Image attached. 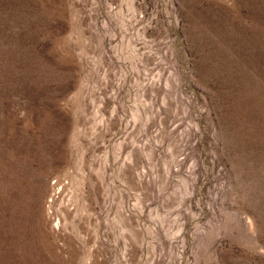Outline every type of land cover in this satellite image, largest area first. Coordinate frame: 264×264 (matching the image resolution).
Wrapping results in <instances>:
<instances>
[{
    "label": "rangeland",
    "instance_id": "obj_1",
    "mask_svg": "<svg viewBox=\"0 0 264 264\" xmlns=\"http://www.w3.org/2000/svg\"><path fill=\"white\" fill-rule=\"evenodd\" d=\"M0 264H264V0H0Z\"/></svg>",
    "mask_w": 264,
    "mask_h": 264
}]
</instances>
